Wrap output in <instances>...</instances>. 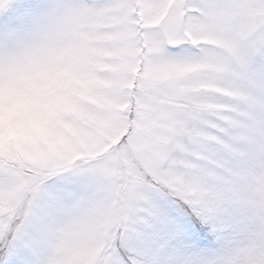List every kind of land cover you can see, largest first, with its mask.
Here are the masks:
<instances>
[{"label":"snow or ice","instance_id":"snow-or-ice-1","mask_svg":"<svg viewBox=\"0 0 264 264\" xmlns=\"http://www.w3.org/2000/svg\"><path fill=\"white\" fill-rule=\"evenodd\" d=\"M0 264H264V0H0Z\"/></svg>","mask_w":264,"mask_h":264}]
</instances>
